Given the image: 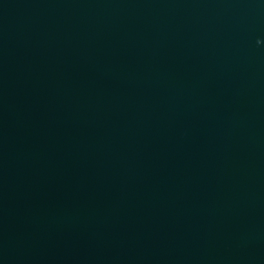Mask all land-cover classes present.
<instances>
[{"label":"water","instance_id":"obj_1","mask_svg":"<svg viewBox=\"0 0 264 264\" xmlns=\"http://www.w3.org/2000/svg\"><path fill=\"white\" fill-rule=\"evenodd\" d=\"M0 264H264V0H0Z\"/></svg>","mask_w":264,"mask_h":264}]
</instances>
